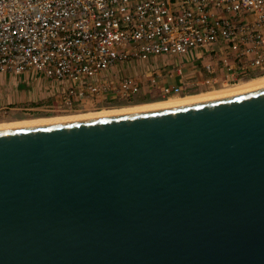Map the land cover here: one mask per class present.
I'll return each mask as SVG.
<instances>
[{
  "label": "water",
  "instance_id": "95a60500",
  "mask_svg": "<svg viewBox=\"0 0 264 264\" xmlns=\"http://www.w3.org/2000/svg\"><path fill=\"white\" fill-rule=\"evenodd\" d=\"M0 264H264V88L0 129Z\"/></svg>",
  "mask_w": 264,
  "mask_h": 264
},
{
  "label": "built area",
  "instance_id": "2783aa9c",
  "mask_svg": "<svg viewBox=\"0 0 264 264\" xmlns=\"http://www.w3.org/2000/svg\"><path fill=\"white\" fill-rule=\"evenodd\" d=\"M0 74L63 112L236 83L264 74V0H0Z\"/></svg>",
  "mask_w": 264,
  "mask_h": 264
},
{
  "label": "bare ground",
  "instance_id": "6f19581e",
  "mask_svg": "<svg viewBox=\"0 0 264 264\" xmlns=\"http://www.w3.org/2000/svg\"><path fill=\"white\" fill-rule=\"evenodd\" d=\"M264 88V74L256 76L255 78H248L238 81L233 84H226L220 88L207 90L198 94H187L183 96L170 97L167 100L155 101L151 103L135 104L130 106H123L119 108H103L98 111H88L80 113H72L69 115H53L25 118L15 121L0 122V129L20 126H31L49 123H58L64 121L89 119L96 117L113 116L118 114L143 112L157 109H165L176 106H183L189 104H196L200 102L211 101L214 99L225 98L237 94L246 93Z\"/></svg>",
  "mask_w": 264,
  "mask_h": 264
},
{
  "label": "crops",
  "instance_id": "0c3cea01",
  "mask_svg": "<svg viewBox=\"0 0 264 264\" xmlns=\"http://www.w3.org/2000/svg\"><path fill=\"white\" fill-rule=\"evenodd\" d=\"M48 84L49 81L42 77L0 74V113L18 115L41 112L54 106Z\"/></svg>",
  "mask_w": 264,
  "mask_h": 264
},
{
  "label": "rangeland",
  "instance_id": "374dc122",
  "mask_svg": "<svg viewBox=\"0 0 264 264\" xmlns=\"http://www.w3.org/2000/svg\"><path fill=\"white\" fill-rule=\"evenodd\" d=\"M253 78H255V77H253ZM224 85H226V84H224ZM222 86L223 85L217 86V87H214L212 89L220 88ZM48 87H49V84H48ZM212 89H207V90H212ZM207 90H202L200 92L191 93V94H198V93H201V92H204V91H207ZM181 96H183V95H181ZM170 97H177V96H170ZM170 97H168V98H170ZM168 98H164V99H156V98L143 99L142 98V99H140L137 102H119V103H113V104H100L97 107H91V108H88V109L84 108V109H81V110H73V111H64V112L58 110L57 108H54V106H50V107L48 106L49 108L47 107L46 110L41 111V112H30V113H24L23 112V113H20L18 115H14V114H9L7 112H3V113H0V122L15 121V120H21V119H25V118L40 117V116H53V115H64V114L65 115H69V114H72V113L98 111V109L100 110V109H103V108H119V107H123V106L135 105V104L151 103V102L160 101V100L163 101V100H167Z\"/></svg>",
  "mask_w": 264,
  "mask_h": 264
}]
</instances>
